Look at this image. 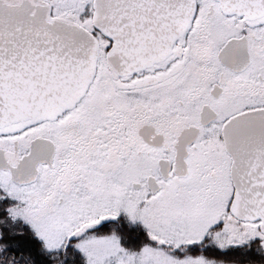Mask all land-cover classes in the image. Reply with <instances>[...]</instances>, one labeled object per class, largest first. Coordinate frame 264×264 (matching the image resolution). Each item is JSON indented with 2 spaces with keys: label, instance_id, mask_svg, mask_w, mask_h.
<instances>
[{
  "label": "snow or ice",
  "instance_id": "snow-or-ice-1",
  "mask_svg": "<svg viewBox=\"0 0 264 264\" xmlns=\"http://www.w3.org/2000/svg\"><path fill=\"white\" fill-rule=\"evenodd\" d=\"M0 264H264V0H0Z\"/></svg>",
  "mask_w": 264,
  "mask_h": 264
}]
</instances>
